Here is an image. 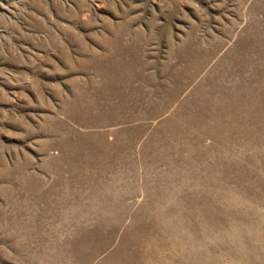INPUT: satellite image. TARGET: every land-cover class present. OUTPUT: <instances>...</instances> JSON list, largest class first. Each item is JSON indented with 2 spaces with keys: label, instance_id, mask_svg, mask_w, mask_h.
Returning <instances> with one entry per match:
<instances>
[{
  "label": "rangeland",
  "instance_id": "rangeland-1",
  "mask_svg": "<svg viewBox=\"0 0 264 264\" xmlns=\"http://www.w3.org/2000/svg\"><path fill=\"white\" fill-rule=\"evenodd\" d=\"M0 264H264V0H0Z\"/></svg>",
  "mask_w": 264,
  "mask_h": 264
}]
</instances>
